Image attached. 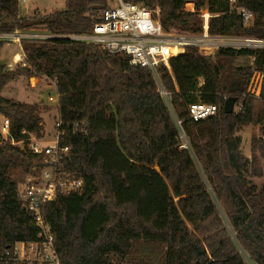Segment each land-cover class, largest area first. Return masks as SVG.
Instances as JSON below:
<instances>
[{
    "label": "trees",
    "instance_id": "16d2710c",
    "mask_svg": "<svg viewBox=\"0 0 264 264\" xmlns=\"http://www.w3.org/2000/svg\"><path fill=\"white\" fill-rule=\"evenodd\" d=\"M131 1L149 7L166 32H202L201 11L207 10L212 35L264 38V0H237L254 13L249 26L230 0ZM188 3L194 11L186 10ZM107 4L66 0L61 11L24 16L19 0H0L1 32L53 35L21 41L26 66L0 65V117L10 120L12 135L23 138L26 130L42 137L43 131L38 105L3 96L19 77L54 80L63 121L88 122L86 133L66 128L60 138L70 149L60 168L82 179L84 189L44 210L61 264H150L133 256L137 241L177 249L180 256L193 250L182 247L202 242L206 253L186 264H264V185L254 182L264 177V139L253 137L249 158L236 137L248 125H262L264 132V86L260 99L246 95L253 71L264 73V50L221 48L205 55L186 49L182 56L199 68L203 84L195 94L178 92L162 69L173 115L148 69L67 37L92 32L96 11ZM4 45L0 41V54ZM239 57H253L254 66L236 65ZM232 97L240 109L226 113ZM197 102L218 110L195 121L189 109ZM35 158L0 134V264H28L15 259V246L38 240L13 178L17 170L33 173Z\"/></svg>",
    "mask_w": 264,
    "mask_h": 264
},
{
    "label": "built area",
    "instance_id": "2783aa9c",
    "mask_svg": "<svg viewBox=\"0 0 264 264\" xmlns=\"http://www.w3.org/2000/svg\"><path fill=\"white\" fill-rule=\"evenodd\" d=\"M19 1L22 6L28 3V0ZM107 1V7L96 11L99 20L95 23L92 32L67 37L84 44L99 46L110 54L125 55L132 65L148 69L159 84L162 96L168 94L164 91L161 82L162 69L169 68L171 58L185 52L188 48L198 49L205 55L217 52L221 48L264 50V38L212 35L209 31L212 15L207 10L201 11L202 32L176 30L166 32L160 22L154 18V12L146 5L134 3L131 0ZM236 2L237 0H230L232 9L242 17L244 26L251 25L254 22V13L245 7L236 6ZM159 13L157 9L155 14L158 16ZM20 33L21 31H0V39L21 42L23 39L53 38V35H30L23 38L21 34L24 33ZM263 86L264 73L255 69L246 95L260 99ZM49 101L58 104L59 94L56 97L50 96ZM189 110L190 118L199 121L215 115L218 108L212 104L197 102L190 105ZM180 124L178 121L179 126ZM55 126L56 134L51 141L40 140L35 133L26 130L22 131L23 138L16 139L11 132L10 120L0 117V134L4 141L15 149L28 151L36 157L33 173L29 175L28 183L20 195L27 211L33 216L34 225L38 230V240L19 243L22 245L21 249L16 244L13 252V256L19 261V250L29 253L32 256L29 259L31 264H61L55 247L56 232L46 219L44 210L59 199L79 194L84 189L82 179L63 172L60 168L63 161L70 158V149L60 144V138L65 134L66 128H69L74 135L86 133L88 122L81 120L69 124L58 117ZM6 254L10 255V252Z\"/></svg>",
    "mask_w": 264,
    "mask_h": 264
},
{
    "label": "rangeland",
    "instance_id": "374dc122",
    "mask_svg": "<svg viewBox=\"0 0 264 264\" xmlns=\"http://www.w3.org/2000/svg\"><path fill=\"white\" fill-rule=\"evenodd\" d=\"M66 7V0H28V3L23 7L21 6V12L24 16H32L35 13H42V14H50L55 11H61ZM34 9L29 12V15H25L26 10ZM186 10L194 11V6L191 3L186 5ZM21 34V33H20ZM23 38L40 35V36H48L51 35L48 32H31V34H21ZM28 35V36H27ZM22 41V40H21ZM20 43H7L2 49L1 52V59L0 65L6 63L8 67H14L17 63V55L22 53ZM186 51V50H185ZM180 53L177 56H174L169 61V68H166V73L169 75L171 79V83L173 88L178 91H186L188 93H194L195 91L203 84V78L199 74V68L192 64V62L183 58L182 54ZM217 53L216 51L212 52V54ZM211 55V54H210ZM25 56L24 54L19 58L17 66L14 67V70L20 66H26L25 64ZM235 64L242 67H253L254 66V59L251 57H239L236 59ZM255 67L253 68V70ZM34 78V79H32ZM19 77L17 80L8 84L3 90V96L5 98L14 99L18 102H27V103H35L39 104V107L42 111H40V115L43 118V131L42 137H39L40 140L45 142L51 141L54 139L56 134V126L55 122L58 117L60 116L59 112V102L58 104L52 103L49 101L50 96L56 97L58 94L56 82L52 79L46 77ZM36 78V79H35ZM159 85V84H158ZM166 92V91H165ZM168 107L170 108L171 112L174 115L173 108L170 103L169 95H163ZM247 97L242 96V98ZM240 109V105H236L235 112ZM264 132L262 125H248L240 127L236 131V137L240 138L241 140V151L243 154L250 158V151H251V141L253 137L256 138H263L264 139ZM183 141L185 146H188L187 140L185 136H183ZM262 167L264 168V162L261 161ZM13 178L18 183V189L22 192L29 179V174L26 175L22 171L17 170L13 174ZM254 182L258 185H264V177L263 178H254ZM219 210L222 215H224L223 209L220 204H217ZM202 243V242H201ZM203 244V243H202ZM204 245V244H203ZM19 246L18 248H20ZM205 248V246H204ZM181 249V248H179ZM168 249L165 246L160 245H151L144 241H137L135 243V251L134 257L138 259H145L150 264H164L163 260L164 257L168 254ZM206 251V250H205ZM206 252L199 254L204 255ZM176 255H179L175 252ZM190 256L191 254L188 251H185L182 256L186 257ZM197 255V256H199ZM196 256V257H197ZM32 256L29 253H24L23 251L19 250V258L20 262H26L31 264L29 260Z\"/></svg>",
    "mask_w": 264,
    "mask_h": 264
},
{
    "label": "crops",
    "instance_id": "0c3cea01",
    "mask_svg": "<svg viewBox=\"0 0 264 264\" xmlns=\"http://www.w3.org/2000/svg\"><path fill=\"white\" fill-rule=\"evenodd\" d=\"M24 7V6H23ZM34 9H36V8H34ZM34 9H30V8H28L27 10H26V12H25V15H29V12L30 11H32V10H34ZM17 31V30H16ZM14 32V31H13ZM21 33H24V34H31V32H21ZM1 41L2 40H4V39H0ZM6 42L8 43H14V42H12V41H8V40H6L5 41V44H6ZM18 44H20V47H21V50H22V53L21 54H19V55H17V63L15 64V66H17V64H18V60H19V58L24 54V52H23V48H22V45H21V42L20 43H18ZM5 46V45H4ZM2 52V51H1ZM251 58H253V57H251ZM0 59H1V54H0ZM254 59V58H253ZM3 65H6L7 66V68L8 69H10V70H14V67H8V65L6 64V63H4ZM32 79H34V78H32ZM36 79V78H35ZM8 99H10V98H8ZM12 100H14L13 98H12ZM23 103H27V102H23ZM27 104H35V103H27ZM35 105H38L39 106V104H35ZM40 108V107H39ZM40 111H42L41 109H40ZM250 155H251V153H250ZM200 247H199V246ZM17 246H22L21 244H17ZM183 249L184 248H192L193 250H192V252H191V255L190 256H187V255H185L186 257H184V256H180V255H176L175 254V252H176V250L177 249H174V250H169L168 251V254L164 257V260H163V263L164 264H186L189 260H192V259H194L197 255H199V254H202V253H204L205 252V248H204V245L201 243V242H199V243H196V244H193V245H189V246H186V247H182ZM181 248V249H182ZM20 249H21V247H20ZM189 253V252H188Z\"/></svg>",
    "mask_w": 264,
    "mask_h": 264
},
{
    "label": "water",
    "instance_id": "95a60500",
    "mask_svg": "<svg viewBox=\"0 0 264 264\" xmlns=\"http://www.w3.org/2000/svg\"><path fill=\"white\" fill-rule=\"evenodd\" d=\"M235 99L232 97V98H229L226 102V105H225V112L226 113H233L234 110H235Z\"/></svg>",
    "mask_w": 264,
    "mask_h": 264
}]
</instances>
